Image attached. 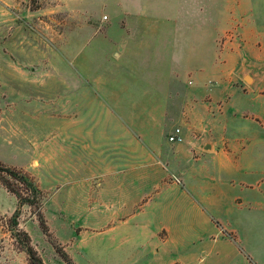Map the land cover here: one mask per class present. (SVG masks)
Returning a JSON list of instances; mask_svg holds the SVG:
<instances>
[{"label":"crops","instance_id":"1","mask_svg":"<svg viewBox=\"0 0 264 264\" xmlns=\"http://www.w3.org/2000/svg\"><path fill=\"white\" fill-rule=\"evenodd\" d=\"M200 1L104 0L99 18L91 16L97 63L77 60L89 39L16 61L3 56L0 67L18 77L0 80L9 100L5 117L0 108V148L25 140L52 165L64 160L65 193L80 189L87 211L114 221L100 238L120 228L122 243L151 264H188V245L191 264H264L262 142L227 132L239 117L263 128L264 85L222 78L199 98L202 45H218L216 16L202 20ZM240 39H226L220 52L247 50ZM51 79L65 89L49 91ZM201 108L208 126L225 123L218 136L195 126Z\"/></svg>","mask_w":264,"mask_h":264},{"label":"rangeland","instance_id":"2","mask_svg":"<svg viewBox=\"0 0 264 264\" xmlns=\"http://www.w3.org/2000/svg\"><path fill=\"white\" fill-rule=\"evenodd\" d=\"M200 2L202 12H206L204 15L202 13V20L203 17L208 18L209 13L211 21L214 14L216 16L218 45L216 49L202 45L199 62L203 70L194 76L195 83L201 86L199 98L206 95V90L210 87L218 85L222 78L230 77L234 84L254 81L255 84L263 86L264 0H201ZM106 8L110 10L109 7ZM103 9H105L104 0H0V56H2L0 65L8 64L3 56H11L16 61L18 53L63 51L68 38H73L75 46L85 43L84 41L88 39L91 41L97 31L91 16L99 18ZM236 36L249 41L247 50L243 49L242 53L233 54L231 51L220 52L224 41ZM98 45L100 44L97 36L88 45L78 49L82 53L77 60L84 63L93 60L97 63L100 52L97 49ZM73 59L75 61L74 57ZM17 77L7 66L0 67V80H5L7 84L16 83ZM183 78L186 80L187 74H184ZM52 84L48 87L49 91L65 89V85L63 88L57 85L59 83L52 82ZM205 85H208V89ZM57 87L59 88L56 89ZM6 101H9L8 97H2L0 86V108L4 117L5 108L1 106ZM262 101L264 119V99ZM245 104L237 103L239 107ZM18 105H22V102ZM176 109L177 107L174 108L175 113L178 112ZM200 111V115L195 119L198 120L195 122L198 129H204L217 136L224 131L225 123L211 122L208 126L207 118L202 119L204 110L201 108ZM15 115V120H20L18 110L15 111ZM45 122L55 131L56 125H52L49 119H45ZM169 123L171 126L174 121ZM262 127L258 128L250 120L239 117L228 122L227 132L237 136L248 133L259 135V140L262 142L260 150H264V126ZM258 131L260 133H257ZM50 132L49 127L40 129L39 136L46 138ZM56 132L58 135H64L63 130L60 133ZM21 141L23 144L20 149L14 146L0 148V160L3 158L2 161L26 170L44 190L43 211L52 238L57 237L74 264H151L148 257H137L140 252L131 251L132 242L122 243L125 231H120V228L100 238L98 229L105 223L107 226L112 225L113 219H99L96 213L87 211V203L85 201L82 203L83 195L80 189L65 193L67 187L62 186L66 176L64 160L52 165L40 153L36 154L29 148L28 141ZM35 158L40 161L37 165H34ZM16 207L15 195L0 183V264H29L26 253L18 248L9 229L8 219ZM19 227L30 234L32 244L43 257L45 264H67L56 252L49 237L41 230L39 221L29 205H24L22 208ZM110 228H107V231ZM82 229L85 231L83 236H81ZM125 246H128L129 250H126ZM187 248L186 252L189 253L186 261L191 264L194 260L191 253L193 248L191 245Z\"/></svg>","mask_w":264,"mask_h":264},{"label":"trees","instance_id":"3","mask_svg":"<svg viewBox=\"0 0 264 264\" xmlns=\"http://www.w3.org/2000/svg\"><path fill=\"white\" fill-rule=\"evenodd\" d=\"M0 183L17 199V207L9 217V229L16 241L18 248L27 255L29 264H45L43 257L32 244L30 234L19 227V218L24 205H29L36 215L43 233L49 237L59 256L67 263L74 264L68 252L64 249L57 237L52 234L43 211L44 190L36 179L26 170L0 160Z\"/></svg>","mask_w":264,"mask_h":264},{"label":"built area","instance_id":"4","mask_svg":"<svg viewBox=\"0 0 264 264\" xmlns=\"http://www.w3.org/2000/svg\"><path fill=\"white\" fill-rule=\"evenodd\" d=\"M104 18H106V16H104ZM177 131H178V129H177ZM176 138H177L176 136H171L170 137L171 140H175Z\"/></svg>","mask_w":264,"mask_h":264}]
</instances>
